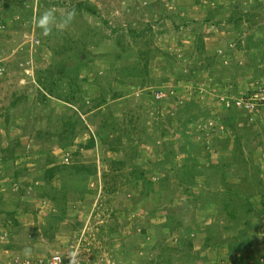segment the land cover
<instances>
[{
    "label": "rangeland",
    "instance_id": "374dc122",
    "mask_svg": "<svg viewBox=\"0 0 264 264\" xmlns=\"http://www.w3.org/2000/svg\"><path fill=\"white\" fill-rule=\"evenodd\" d=\"M81 3L97 14L76 11ZM256 4L0 0V264L54 253L64 264H264ZM47 10L75 16L45 35L36 21ZM61 66L86 88L78 105L38 81L65 93ZM69 120L76 133L63 148ZM187 120L190 141L179 134ZM91 136L96 147L82 149Z\"/></svg>",
    "mask_w": 264,
    "mask_h": 264
},
{
    "label": "trees",
    "instance_id": "16d2710c",
    "mask_svg": "<svg viewBox=\"0 0 264 264\" xmlns=\"http://www.w3.org/2000/svg\"><path fill=\"white\" fill-rule=\"evenodd\" d=\"M256 5L254 6V7H258V6H260V0H256ZM75 10L76 11H82V10H85V11H87V12H89V13H91L92 15H95V14H97V12H96V9L95 8H92V7H90L87 3H81V4H78L77 6H76V8H75ZM38 17H40V16H38ZM244 17H246V16H242V14L240 15V16H238L237 17V20H239V21H241V19L243 20V18ZM248 20L247 21H249V22H252V20H251V18L250 17H248L247 18ZM144 34H145V32H143V36H144ZM140 35H142V34H140ZM251 41H253V40H251ZM251 43V42H250ZM260 44H262V42L260 41ZM78 58H79V60H81V64L84 62V60H83V58L81 57V55H79L78 56ZM84 65H87V64H84ZM145 68H143V73L141 72V70L140 69H135V72L138 70V72H139V74L138 75H140V76H142V78H143V81H142V83H143V85L145 84V83H147L146 82V79L144 78L145 77V75L148 73L147 71H145L144 70ZM78 70V69H77ZM134 71V70H133ZM53 77V76H55L54 74H52L51 72H50V77ZM57 77V76H56ZM61 77H64V78H61ZM79 73L76 71V73L73 75V76H69V74H68V70L65 68L64 69V67L63 66H61V68H60V71H59V79H68V90L64 93V92H60V93H57L58 92V89H56V88H59L58 87V82H56V81H58V80H56L55 82L53 81V82H51L50 83V85L47 83V82H44L43 80L44 79H42V76H40L38 79V81H39V83L41 84V85H43V87H44V90H46V91H48V94L50 95V96H55V97H57V98H59V99H61V100H63L64 102H66V103H68V104H70V105H78L79 104V102H81L82 100H84V94H86V88H84V85H82V83L81 84H78L79 83ZM50 86V87H49ZM41 95H42V98L44 99V100H47L48 99V97L45 95V94H43V93H41ZM89 97V96H88ZM88 97H86V98H88ZM105 101H106V98H103L102 100H101V102L99 103V105L98 104H95V108H98L99 106H100V104H104L105 103ZM83 102V101H82ZM91 102V101H90ZM17 103L18 102H13L12 104H11V107H14V106H17ZM84 104L85 105H87V102H85L84 101ZM80 109H82V108H80ZM84 109V108H83ZM5 112H6V110H5ZM179 113V112H178ZM77 114V113H76ZM77 116V118L79 119V121L80 122H78V121H75L77 124H80V123H82V119H81V117L79 116V115H76ZM72 124L71 123V121L69 120V121H66L65 123H64V128H65V130H63V132H62V135H64L65 134V136H66V143L63 145V148H67L68 146H70V145H72V143H73V138L75 137V133H76V127H77V124ZM191 123H192V121H189V120H187L186 122L184 121V123H182V125H183V128H184V130L185 131H183V132H180L179 134H181V136H182V139L185 141H190L191 140V138H192V136H191V134H190V131H191V127H190V125H191ZM82 129H83V131H88V127L87 126H85L84 124H83V127H82ZM98 135L102 138V139H105L104 138V136L101 134V133H99L98 132ZM72 136V138H70ZM183 140H182V142H183ZM70 141H72V142H70ZM18 145L20 146V142L18 143ZM94 147H96V141H95V138L93 137V136H91V138L88 140V142L86 143V144H82L81 145V148L82 149H87V150H89V149H93ZM113 163V167H112V172H113V176L112 177H114V176H116L117 177V175H119L118 173H119V171H120V168L118 167L120 164H117V162H112ZM121 165H125V163L123 162H121ZM74 170H73V169ZM72 168H70L71 170H73V171H79V172H82L85 168H83V166H77V165H74V166H72ZM86 170H87V172H88V169L86 168ZM63 172V169H62V167H58V166H56V167H52V168H47L46 170H45V173H44V176H43V179L45 180V181H48V182H50V181H53V179L56 177V176H58L59 174H61ZM121 173H123V172H121ZM117 174V175H116ZM124 175H125V172L123 173ZM122 175V174H121ZM131 175H133V174H131ZM134 176V175H133ZM60 218L61 219H63V216H60Z\"/></svg>",
    "mask_w": 264,
    "mask_h": 264
},
{
    "label": "clouds",
    "instance_id": "9594fccd",
    "mask_svg": "<svg viewBox=\"0 0 264 264\" xmlns=\"http://www.w3.org/2000/svg\"><path fill=\"white\" fill-rule=\"evenodd\" d=\"M75 12H67L58 17L54 10L45 11L36 21L37 25L41 28L43 34L47 35L54 29H59L67 26L68 23L74 18Z\"/></svg>",
    "mask_w": 264,
    "mask_h": 264
},
{
    "label": "built area",
    "instance_id": "2783aa9c",
    "mask_svg": "<svg viewBox=\"0 0 264 264\" xmlns=\"http://www.w3.org/2000/svg\"><path fill=\"white\" fill-rule=\"evenodd\" d=\"M13 264H64V261L59 253H54L51 256H40L37 258L18 256L15 257Z\"/></svg>",
    "mask_w": 264,
    "mask_h": 264
}]
</instances>
